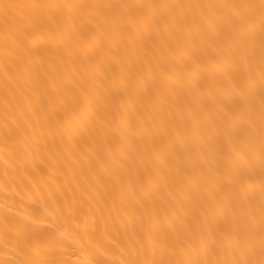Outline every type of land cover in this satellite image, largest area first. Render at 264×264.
Masks as SVG:
<instances>
[{
    "label": "bare ground",
    "instance_id": "obj_1",
    "mask_svg": "<svg viewBox=\"0 0 264 264\" xmlns=\"http://www.w3.org/2000/svg\"><path fill=\"white\" fill-rule=\"evenodd\" d=\"M0 264H264V0H0Z\"/></svg>",
    "mask_w": 264,
    "mask_h": 264
}]
</instances>
